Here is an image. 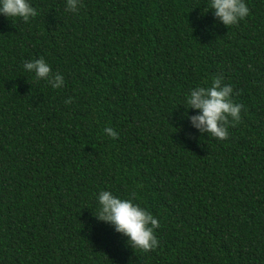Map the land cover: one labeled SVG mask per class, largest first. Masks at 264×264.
<instances>
[{
	"label": "trees",
	"instance_id": "obj_1",
	"mask_svg": "<svg viewBox=\"0 0 264 264\" xmlns=\"http://www.w3.org/2000/svg\"><path fill=\"white\" fill-rule=\"evenodd\" d=\"M80 2L0 15V264H264V0L231 27L211 0ZM216 75L244 106L227 140L187 105ZM102 190L137 192L155 251L97 218Z\"/></svg>",
	"mask_w": 264,
	"mask_h": 264
},
{
	"label": "clouds",
	"instance_id": "obj_2",
	"mask_svg": "<svg viewBox=\"0 0 264 264\" xmlns=\"http://www.w3.org/2000/svg\"><path fill=\"white\" fill-rule=\"evenodd\" d=\"M80 7H83L80 0H67V11L77 13ZM210 7L215 17L227 27L238 25L250 13L244 0H211ZM0 15L21 18L27 23L38 13L29 0H0ZM24 68L34 73L37 79L47 81L54 89L64 87V77L60 73L53 74L51 66L43 58L25 62ZM233 95V87L224 84L222 75L213 76L210 86H199L190 90L186 97L187 105L201 113L191 117L193 126L213 138L227 140L229 128L242 123L241 111L244 106L234 102ZM65 103H72V99L69 98ZM104 132L113 139L119 138L112 127L105 128ZM132 195L134 199H122L114 196L111 191H100V207L96 216L100 221L113 225L118 233L128 237L132 248L144 252L155 251L159 247L155 230L160 227V222L151 212L134 202L138 198L137 192Z\"/></svg>",
	"mask_w": 264,
	"mask_h": 264
}]
</instances>
